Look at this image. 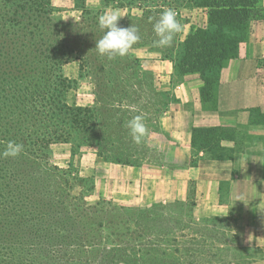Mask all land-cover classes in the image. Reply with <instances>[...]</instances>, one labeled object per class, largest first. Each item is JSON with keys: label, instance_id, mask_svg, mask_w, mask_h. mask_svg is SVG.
<instances>
[{"label": "rangeland", "instance_id": "1", "mask_svg": "<svg viewBox=\"0 0 264 264\" xmlns=\"http://www.w3.org/2000/svg\"><path fill=\"white\" fill-rule=\"evenodd\" d=\"M48 1L51 21L44 38L47 43L48 39L66 43L71 56L62 71L71 84L63 99L71 107H80L83 120L78 131L69 128L76 127L69 117L64 119V127L72 130L69 140L51 143L47 160L42 161L55 168L52 179L56 173L69 172L66 177L74 182L71 193L78 194L83 189L88 203L103 202L104 209L106 202L123 206L124 209L109 214L117 225L113 224L107 232L128 231L131 236L124 240H134L149 252L138 260L139 256L129 251L125 256L122 247L121 251L116 247L107 253L116 261L105 257L108 261L100 260L98 264H233L264 257V248L257 243L258 235L264 233V211L262 218L256 212L264 209V186L256 189L263 195L246 197L248 203L240 204L241 212L236 211L239 204L234 201L239 197L226 192L215 198L201 195V184L198 186L192 177L198 168L200 143L195 142L190 148L177 146L182 142L173 138L178 135L176 129L167 123L162 130L159 123L161 111L174 105L170 81L179 76L175 65L183 45L179 33L172 47L153 46V24L161 11L172 8L186 30L193 16L200 19V11L195 9L199 0H120L117 4L115 0ZM118 5L125 6L129 15L122 16ZM113 10L126 17L120 19V27L139 28L141 40L124 58L108 60L98 55L95 43L103 35L98 17ZM4 44L10 47L7 42ZM23 61L36 67L44 65L36 58L26 57ZM260 73L264 76V62ZM165 76L169 82L166 86ZM136 115L145 117L148 128L139 145L133 143L126 126ZM256 118L264 120V116ZM210 133L213 134L209 129L197 130V137L213 140ZM227 136L236 138L230 133ZM218 154L221 157L224 151ZM81 178L85 179L81 183L86 188L91 179L95 182L93 193L79 186ZM177 179L182 181L179 186L173 183ZM49 183V179H44L40 187ZM175 188L179 189V196ZM257 222L262 226L255 225ZM239 234H247L248 242H243ZM153 244L164 252L155 254L151 250Z\"/></svg>", "mask_w": 264, "mask_h": 264}, {"label": "trees", "instance_id": "2", "mask_svg": "<svg viewBox=\"0 0 264 264\" xmlns=\"http://www.w3.org/2000/svg\"><path fill=\"white\" fill-rule=\"evenodd\" d=\"M49 4L0 0V151L8 141L25 146L15 159L0 158V264H98L108 261L107 253L116 247L140 260L149 252L134 240H124L131 236L128 231L107 232L117 223L109 214L123 206L106 202L104 209L103 202L88 203L83 189L71 193L69 172L52 179L55 168L42 161L47 160L49 145L68 141L71 129L79 131L83 120L80 107L63 99L71 84L62 71L71 56L66 43H47L44 38L51 21ZM198 6L206 9L207 26H197L185 36L176 64L181 73L212 71L235 52L237 39L231 32L264 15L260 0H199ZM26 57L44 65L22 62ZM204 80L201 96L207 97L213 79ZM68 117L76 127H64ZM44 179L50 183L40 187ZM79 180L83 188L85 179ZM84 188L93 193L95 182L91 179ZM152 246L155 254L164 252L158 244Z\"/></svg>", "mask_w": 264, "mask_h": 264}, {"label": "crops", "instance_id": "3", "mask_svg": "<svg viewBox=\"0 0 264 264\" xmlns=\"http://www.w3.org/2000/svg\"><path fill=\"white\" fill-rule=\"evenodd\" d=\"M121 1L115 0V4ZM260 4L264 8V0H260ZM116 7L123 10L122 16L129 15L125 6ZM195 9L200 11V19L193 16L187 23V29L179 36L181 44L197 26H207L206 9L198 5ZM231 35L237 39L231 57L210 72H180L170 81L175 93L174 105L161 111L159 123L162 130L166 129L164 126L167 123L176 129L174 131L178 135L173 138L182 142L176 143L177 146L190 148L195 142L200 143L198 168L192 177L198 186L201 184V195L215 198L226 192L231 197H239L234 201L239 204L236 211L241 212L240 204L248 203L247 196L263 195L256 189L264 186V120H257L256 116H264V76L260 73V66L264 62V15L233 30ZM206 77H213V89L207 97H202L201 89ZM166 79L165 76V86L169 83ZM206 129L213 133L209 134L214 135L213 140L197 137V130ZM229 133L236 138L227 136ZM205 148L206 152L203 150ZM231 148H234L232 153ZM221 150L224 155L220 157L218 151ZM173 183L179 186L182 181L177 179ZM202 186L206 187V191ZM176 190V196H179V189ZM263 211L256 209L259 218H262ZM222 214L225 216L226 212ZM255 225L262 226L258 222ZM239 237L243 238V242H248L247 234H239ZM257 240L258 245L264 248L263 232ZM233 264H264V257Z\"/></svg>", "mask_w": 264, "mask_h": 264}, {"label": "clouds", "instance_id": "4", "mask_svg": "<svg viewBox=\"0 0 264 264\" xmlns=\"http://www.w3.org/2000/svg\"><path fill=\"white\" fill-rule=\"evenodd\" d=\"M122 18L118 10L102 14L98 17V26L103 32L100 39L96 40L95 49L98 55L108 60L124 58L128 55L133 45L140 42L139 28L134 25L120 27L119 21ZM183 31V26L177 18L174 9L168 8L158 14L153 24L155 39L153 46L158 48H170L173 46L177 34ZM127 128L133 143L139 145L148 134L143 115H136L127 122ZM25 146L16 141L6 142L3 151H0V158L15 159L23 154Z\"/></svg>", "mask_w": 264, "mask_h": 264}]
</instances>
